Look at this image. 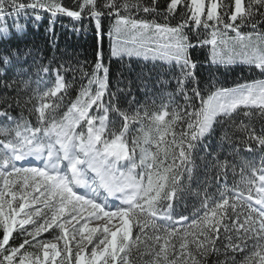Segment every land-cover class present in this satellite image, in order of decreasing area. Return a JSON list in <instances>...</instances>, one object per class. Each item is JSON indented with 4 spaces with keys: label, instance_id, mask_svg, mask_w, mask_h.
Returning a JSON list of instances; mask_svg holds the SVG:
<instances>
[{
    "label": "snow or ice",
    "instance_id": "snow-or-ice-1",
    "mask_svg": "<svg viewBox=\"0 0 264 264\" xmlns=\"http://www.w3.org/2000/svg\"><path fill=\"white\" fill-rule=\"evenodd\" d=\"M44 13L53 24L67 17L74 30L91 28L101 39L111 21L113 57L151 54L167 65L160 68L170 78L158 81L167 102L141 113L133 89L151 91L142 80L125 87L118 80L112 91L102 49L90 72L79 61L41 66L54 79L42 92L31 89L32 50L8 43L25 26L7 20L39 21ZM260 24L264 0H0V72H12L0 83L16 93L0 97V264H264V79L202 86L191 55L210 46L209 63L229 69L236 59L222 55V45L255 44L239 62L264 76ZM13 105L20 115L12 114ZM213 138L218 147L209 150ZM242 149L259 151L258 162L240 156ZM201 165L199 204L191 216L176 215L175 202ZM237 167L240 180L229 185Z\"/></svg>",
    "mask_w": 264,
    "mask_h": 264
},
{
    "label": "trees",
    "instance_id": "trees-1",
    "mask_svg": "<svg viewBox=\"0 0 264 264\" xmlns=\"http://www.w3.org/2000/svg\"><path fill=\"white\" fill-rule=\"evenodd\" d=\"M65 4H70L71 0H63ZM147 2V0H143ZM163 4L164 0H160ZM135 15V13H133ZM143 16V13H140ZM31 16V13H29ZM42 19L35 21L34 18H26L25 16L20 17H10L7 20L9 25L13 24L15 20L17 23L25 26V31L23 34L16 33L15 36L8 38V43L15 47L19 45L20 49L23 51L25 48L31 49L32 54L27 57L26 68L28 69L26 75L31 79V89H36L39 87V90L42 92L46 90V86L51 83V79H54V73L50 74L39 71L41 66L51 65L53 68L64 62L67 63L71 61L75 64L77 61L86 62L85 69L91 71L94 62L97 58V52L102 49L103 52V61L106 66L109 67V77H110V88L112 91H116L117 81L120 80L121 87H125L129 80L139 83L143 81L147 83L150 92L147 94L140 88H134V94L137 100L140 101L141 113L144 111L155 112L159 110L160 101L167 102V95H161L160 88L161 85L158 81L161 78H170L167 77L162 71L160 66L164 65L161 60H154L151 58V54L148 59L141 57H129L125 56L123 60L113 57L111 55L112 47L115 45V37H109L107 34L108 28L110 27L111 21H105V34L102 39L91 29L85 28V30L76 31L73 29L74 21H71L67 17H59L55 19L54 24L49 20V14H42ZM80 25L76 24V28H79ZM259 31H264V24H260L258 27ZM243 33H250V28H242ZM13 32L15 29L13 27ZM229 36H235V33L229 32ZM227 39V38H225ZM257 41V37H253V40ZM0 43H2V38H0ZM223 52L222 55L235 57L236 63L229 66V69H225L223 66L217 67L209 63L210 58V46L199 49L191 52L192 58L197 61L198 64V75L202 80V86L205 82L216 83L217 87H234L236 83H251L254 79H264V76H261L258 71H250L246 65L241 64L240 57L242 53L249 52V49H241L237 45V41L229 40L225 45H222ZM35 57V63L33 58ZM0 68H3L0 65ZM12 77L11 71L0 72V82L9 80ZM71 74H69L68 79H71ZM139 78V79H138ZM211 78V80H210ZM39 82V83H38ZM174 88V82L172 85H168L166 91H172ZM7 93L16 95L12 89H5L3 84L0 83V97L5 96ZM74 94V93H73ZM27 95H32L31 91L27 92ZM27 95L24 92H21L23 99H27ZM121 96V106L125 109L129 108L126 98L123 93H118ZM176 102H182L179 96L175 97ZM32 103L38 104L37 100H33ZM0 107H3V104L0 103ZM31 107V105H29ZM132 108L137 107V105L132 104ZM14 116H18L21 113V108L13 105V108L10 109ZM28 113L25 110V116ZM110 117L116 118L118 121L120 117L112 113ZM243 119V117H241ZM33 123L35 122L34 117L32 118ZM150 123V122H149ZM261 121L258 117L254 118V124L259 131L261 127ZM132 127H138V125H132ZM220 135L219 130L217 131L216 137ZM217 138H213L209 144V150H215L218 147ZM229 145L224 144V151L221 152V156L224 157L227 155V149ZM243 150V149H242ZM241 156V153H240ZM229 160L234 158L228 156ZM198 163H200L198 161ZM236 163L239 164V159L236 158ZM239 167H237V174L233 176L231 172L228 175V184L232 185L234 179L237 178L239 173ZM205 170L203 165H201L199 172L197 174V179H194L197 184H194V180L188 186L187 190L181 193L182 198L175 202L176 210L181 214L191 216L194 210V206H198L199 198L196 195L197 191L203 188V180L205 178ZM207 175H211L207 173ZM222 182V178H221ZM217 181H213V186L208 190L209 192L215 191V185ZM136 234L134 229L133 235ZM45 236L48 234L45 233ZM217 259H223V256L220 257H210V261H215Z\"/></svg>",
    "mask_w": 264,
    "mask_h": 264
},
{
    "label": "rangeland",
    "instance_id": "rangeland-1",
    "mask_svg": "<svg viewBox=\"0 0 264 264\" xmlns=\"http://www.w3.org/2000/svg\"><path fill=\"white\" fill-rule=\"evenodd\" d=\"M255 41H256V39H255ZM255 41H254V42H255ZM116 43H117V40H115V44H116ZM237 45H239V46L241 47V49H244V50L249 49V52L252 50V47L255 46V44H253L252 46H249L248 48H246V47L244 46V44L239 43V42H237ZM96 223H97V222H93V223H91V224H90V227H91V226H96ZM114 223H117V221H114Z\"/></svg>",
    "mask_w": 264,
    "mask_h": 264
}]
</instances>
